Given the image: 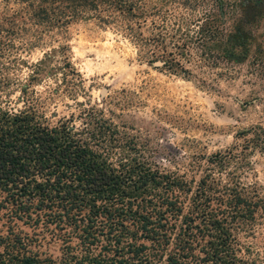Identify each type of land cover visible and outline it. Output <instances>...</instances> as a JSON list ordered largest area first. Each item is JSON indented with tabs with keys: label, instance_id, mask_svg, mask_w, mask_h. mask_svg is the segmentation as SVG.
Here are the masks:
<instances>
[{
	"label": "trees",
	"instance_id": "16d2710c",
	"mask_svg": "<svg viewBox=\"0 0 264 264\" xmlns=\"http://www.w3.org/2000/svg\"><path fill=\"white\" fill-rule=\"evenodd\" d=\"M12 2L0 9V208L8 219L58 228L63 245L59 259L42 256L8 225L0 264H264L239 255L237 232L264 217V187L230 167L235 152L205 154L195 179L159 168L88 99L49 123L36 108L35 84L47 77L73 100L85 92L68 44L30 63L12 53L21 33L38 38L92 19L153 67L205 82L193 67L204 73L262 58L252 48L257 37L264 42V0Z\"/></svg>",
	"mask_w": 264,
	"mask_h": 264
},
{
	"label": "rangeland",
	"instance_id": "374dc122",
	"mask_svg": "<svg viewBox=\"0 0 264 264\" xmlns=\"http://www.w3.org/2000/svg\"><path fill=\"white\" fill-rule=\"evenodd\" d=\"M5 5H13L12 0H0V9ZM260 38L252 48L262 55L260 60H245L230 68L221 65L204 73L193 67L205 82L199 81V76L185 78L153 67L127 38L92 19L72 21L61 31L38 38L21 33L13 38L12 53L30 63L50 46L68 44L85 92L73 100L65 95L61 83L56 88L47 77L35 84L36 108L49 123L76 114L80 106L76 101L88 99L120 131L143 145L162 170L196 179L198 160L210 152L230 149L236 157L230 167H239L240 179L264 187V42L260 44ZM25 72L23 67L16 75L23 77ZM17 93L10 94L13 108L21 105ZM8 225L31 237L30 247L42 256L60 258L63 243L58 228L35 226L14 216L8 219L6 210L0 208L1 234L7 232ZM237 238L239 255L264 263V217L239 230Z\"/></svg>",
	"mask_w": 264,
	"mask_h": 264
}]
</instances>
